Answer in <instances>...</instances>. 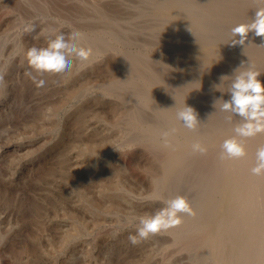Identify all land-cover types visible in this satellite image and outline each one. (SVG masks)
<instances>
[{
    "label": "rangeland",
    "instance_id": "1",
    "mask_svg": "<svg viewBox=\"0 0 264 264\" xmlns=\"http://www.w3.org/2000/svg\"><path fill=\"white\" fill-rule=\"evenodd\" d=\"M256 8L254 0H0V264H231L233 257L264 264V177L244 175L262 134L244 139L241 167L225 171L230 161L219 158L220 146L239 121L213 106L229 98L230 80L220 77L241 61L264 82L261 38L249 34L244 48L230 44L231 29L249 23ZM25 23L35 31L24 33ZM54 31L81 32L93 55L87 64L74 61L70 73L38 76L46 83L37 88L25 53L45 47ZM184 103L198 114L195 132L176 119ZM196 141L206 154L192 152ZM128 174L166 185L155 184L150 195L152 187ZM238 178L241 196H227ZM177 195L195 215L130 244L142 218L135 202L159 209ZM111 201L122 209L105 214ZM96 218L105 222L94 228ZM213 236L227 248L224 257L210 247Z\"/></svg>",
    "mask_w": 264,
    "mask_h": 264
},
{
    "label": "clouds",
    "instance_id": "2",
    "mask_svg": "<svg viewBox=\"0 0 264 264\" xmlns=\"http://www.w3.org/2000/svg\"><path fill=\"white\" fill-rule=\"evenodd\" d=\"M257 8L249 23L237 24L231 29V45L242 48L249 42V34L253 37H260L258 47H264V0H254ZM24 33L35 31L34 23H25L22 29ZM83 34L73 31L66 37L63 32L53 33L45 47H31L25 53L27 65V75L33 80L37 88L44 87L46 81L37 79L45 74L70 73L74 66V61L87 64L93 55L90 47L81 44ZM35 73V75H33ZM261 73L255 70L254 66L241 61L232 74L222 75L220 82L230 80L227 87V100L222 97L216 99L215 106L219 102L220 111L229 113V122L235 117L238 123L233 128L235 135L225 139L221 144L220 159L239 160L247 153L243 144L244 139L253 138L259 134H264V82L259 77ZM3 82V75L0 74V83ZM220 84L215 85L216 89ZM176 119L182 126L195 132L201 124L198 114L194 108L184 106L176 113ZM175 129L172 130L174 132ZM171 132L161 133V139L165 147H172L169 137ZM237 137L241 139H237ZM194 154L204 155L207 148L200 141L191 145ZM250 172L253 176L264 177V145L257 148L255 152L254 166ZM184 215L194 216L195 212L184 196L177 195L174 198L164 201V206L153 215L140 218L139 226L135 234H130L128 240L133 246L149 240L151 237L167 232L170 229L180 226Z\"/></svg>",
    "mask_w": 264,
    "mask_h": 264
},
{
    "label": "bare ground",
    "instance_id": "3",
    "mask_svg": "<svg viewBox=\"0 0 264 264\" xmlns=\"http://www.w3.org/2000/svg\"><path fill=\"white\" fill-rule=\"evenodd\" d=\"M147 76V75H146ZM143 79H144V77H143ZM64 129H65V127H64ZM65 132V131H64ZM63 134V133H62ZM258 136V135H257ZM257 136H255V138L257 137ZM261 136V135H260ZM237 138H239V137H237ZM259 138V137H258ZM261 139V138H260ZM262 139H263V141H261L260 143L261 144H264V134H262ZM258 143H259V141H258ZM259 143V144H260ZM260 144V145H261ZM257 146V145H256ZM255 146V147H256ZM254 147V148H255ZM258 147V146H257ZM254 151H256V150H254ZM64 154V153H63ZM255 154V153H254ZM253 154V155H254ZM59 155V154H58ZM252 155V156H253ZM176 157V156H175ZM58 160V159H57ZM240 160V159H239ZM239 160H229L230 161V163H228V164H230L229 166H228V164H226L228 167L225 169V171H229L230 172V169L233 167V166H236V167H238V165H239ZM61 161H64V157L62 158V155L59 157V164L60 165H62L61 163ZM228 161V162H229ZM241 161V160H240ZM52 162V161H51ZM73 162V161H72ZM244 162V161H243ZM58 163V162H57ZM177 163V159H175L174 157L171 159V161L170 162H167V164H165V169H166V173L167 174H169L168 173V171L172 168V166L174 165V164H176ZM51 164V163H50ZM73 164V163H72ZM225 165V166H226ZM241 165H242V162H241ZM240 166V165H239ZM247 166V165H246ZM55 167H56V164H55ZM57 167H58V164H57ZM65 167V166H64ZM66 167H67V165H66ZM65 167V168H66ZM70 167V166H69ZM241 167V166H240ZM59 168V167H58ZM247 169H248V172H246L244 175L245 176H247L248 177V179H250L251 177L250 176H252V174H251V172H249V167H246ZM51 169H49V171H50ZM54 170V169H53ZM52 170V171H53ZM62 170V169H61ZM64 170V169H63ZM238 170H240L239 168H238ZM242 171V170H241ZM241 171H238V173L239 172H241ZM48 172V171H47ZM56 173V172H55ZM234 173H236V172H234ZM57 174V173H56ZM67 174V173H66ZM167 174H165L164 173V175H165V177H167ZM60 175V174H59ZM65 175V174H64ZM76 175H78V174H76ZM63 176V175H62ZM66 176V175H65ZM128 176H129V178H131V179H133V180H135V181H137L139 184H143L144 186L146 185V186H150V187H152V192H147L148 194H150V195H153V194H155L156 192V189L154 188L155 187V184H158V185H161V184H163V183H165V178H157V177H149V178H147V180H139L138 178L136 179V178H132V176L130 175V174H128ZM149 176H151V175H149ZM241 176H242V173H241ZM67 178V177H66ZM258 178H262V177H258ZM239 179V181L237 182V181H235V183L233 184V186H232V188H230L229 189V191H228V193H227V196H229L230 194H232L233 192H238L239 193V195L241 196V190L239 189V186L241 187V185H242V183H239V182H242V180H241V178H238ZM85 181H87L88 183H91V184H89V191H92V192H96L97 190H96V188L94 187L95 186V184H96V181H94V180H91V179H88V180H85ZM82 183H84L83 181H82ZM87 184V183H86ZM166 185V183L164 184V186ZM85 186V185H84ZM79 188V187H78ZM104 191V190H103ZM231 196V195H230ZM228 200H225V203L227 204V205H229V207H228V209L230 210V202L228 203L227 201H229V198H227ZM115 201H116V199H115ZM119 200L117 199V203L119 204V202H118ZM144 201V200H143ZM118 205H116L115 204V202L113 203V201H111L110 203H108V205H105V207L106 208H104L105 210V214H108L109 213V211H110V209H117L118 211H119V209H122L121 207L119 208V207H117ZM90 207L93 209V210H95V207L96 206H92V205H90ZM131 207H132V205H131ZM119 208V209H118ZM130 208V207H129ZM135 208H136V210L138 209V208H140L139 209V215L140 216H142V217H145V216H149V215H153L157 210H159V209H155V208H153V204L151 205L150 203H147V202H135ZM124 209V208H123ZM129 210V209H128ZM136 210L134 211L133 210V212H134V214L136 213ZM130 211V210H129ZM123 212V211H122ZM113 213V212H112ZM115 213V212H114ZM128 213V212H127ZM226 213V212H225ZM230 214V213H229ZM121 216V215H120ZM132 216V215H131ZM119 217V216H118ZM122 217V216H121ZM127 217H129V216H127ZM222 217V216H221ZM93 220L92 221H94L95 220V218H92ZM98 220V223L96 224H93L94 222H92V225H93V227L95 228L96 226H98V225H100V224H102V223H104L105 222V220H101V218H99V219H97L96 218V221ZM118 221V220H117ZM120 221V220H119ZM116 222V221H115ZM231 222V221H230ZM221 223H224V221H221ZM224 225L225 226H229L228 224H226V223H224ZM232 225V224H231ZM92 227V229H94ZM125 227V226H124ZM231 227V226H230ZM97 228V227H96ZM100 228V227H99ZM131 228V227H130ZM124 230V229H123ZM125 230H127V229H125ZM226 231V233H230V231H231V229L229 230H225ZM264 233V232H263ZM262 235H264V234H262ZM69 237L70 236H75V234H71V235H68ZM108 236V235H107ZM218 236V235H217ZM63 236H58L57 238H62ZM219 237V236H218ZM218 237H216V236H213V238H214V240H212L211 242H210V244H212V246L210 245V247H213L212 248V250L213 251H221V253H220V257H224L225 256V254H224V249H227L224 245H222V240L220 239V238H218ZM259 238H261V244L264 246V237H262V236H259ZM70 240V239H69ZM62 241H65V240H62ZM23 244H25V246L27 245L26 243H23ZM19 247V246H18ZM17 247V248H18ZM23 248V247H22ZM21 248V249H22ZM25 248V247H24ZM26 249V248H25ZM162 249H163V247H162ZM161 249V250H162ZM20 250V249H19ZM121 249L119 248V256L122 258V261H126V258H125V256L123 255V254H121V252L122 251H120ZM157 250V249H156ZM236 250H237V247H236ZM238 250H239V252H241L242 251V249L241 248H238ZM21 251V250H20ZM19 251V252H20ZM97 251V250H96ZM10 252V251H9ZM159 252V251H158ZM13 253H14V251H13ZM16 253V252H15ZM28 253H30L29 251H28ZM33 253V252H32ZM97 253V252H96ZM161 253V252H160ZM159 253V254H160ZM226 253V252H225ZM114 254V253H113ZM235 254H237V253H235ZM32 255V254H31ZM157 255V254H156ZM156 255H154V256H156ZM10 256H11V254H10ZM14 256V255H13ZM12 256V257H13ZM25 256H27V254L25 255ZM119 256H116V258L117 259H119L120 260V257ZM28 257V256H27ZM130 257H132V256H130ZM14 258H15V256H14ZM13 258V259H14ZM124 258H125V260H124ZM157 258V257H156ZM156 258H154V259H156ZM239 258V257H238ZM15 260V259H14ZM13 260V261H14ZM35 260V259H34ZM34 260H32V261H34ZM128 260V259H127ZM236 259L233 257V258H231L230 259V262H231V264H237V262L235 261ZM8 261V260H7ZM48 261H50V260H48V259H44L40 264H46ZM261 260H259V259H257V260H254V261H250V260H248V261H246L245 262V264H263V263H261L260 262ZM35 262V261H34ZM6 263V262H5ZM4 263V264H5ZM12 262H10V264H11ZM28 263V262H27ZM30 263V262H29ZM33 263V262H32ZM39 263V262H38ZM64 263V262H63ZM63 263H60V264H63ZM66 263V262H65ZM64 263V264H65ZM3 264V263H2ZM34 264V263H33ZM36 264V263H35ZM50 264H59L56 260H54V263H53V261L51 260V262H50ZM119 264V263H118ZM120 264H122V262L120 261ZM126 264V263H125Z\"/></svg>",
    "mask_w": 264,
    "mask_h": 264
}]
</instances>
